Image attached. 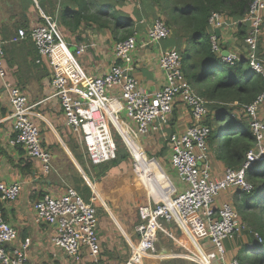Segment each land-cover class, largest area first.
<instances>
[{
    "label": "built area",
    "instance_id": "obj_1",
    "mask_svg": "<svg viewBox=\"0 0 264 264\" xmlns=\"http://www.w3.org/2000/svg\"><path fill=\"white\" fill-rule=\"evenodd\" d=\"M43 22L29 30L19 28L12 41L30 38L37 52L35 62L45 63L50 69L52 96L58 99L65 125L79 141L83 155L92 164L109 162L116 157L115 135L125 142L124 134L138 143L143 151L141 138L158 133L168 142V161L177 178L185 186L180 189L170 177L166 194L154 199L147 191V201L137 208L139 221L134 226L136 238L127 240L129 254L121 264H160L169 257H178L191 264H238L236 257L227 258L224 241L241 234L247 225L230 202L215 205V198L230 188L242 192L252 189L247 171L264 162V90L250 103L233 102L232 118L243 119L254 137L238 168H226L220 178L214 177L208 163L210 126L205 122L209 110L206 101L188 83L182 72L181 57L172 49L160 53L158 63L164 73V84L147 90L139 84L130 68L136 37L132 34L115 42L113 63L102 74L88 75L77 62L76 56L83 52L78 46L71 51L56 24L44 14ZM264 0H251L238 22L247 24L245 61L257 74L264 77V62L259 57L258 42L262 34ZM211 51L218 54L223 63L233 66L240 60L235 51L222 54L215 28L226 25L223 12L214 11L208 18ZM150 43H158L170 34L169 27L161 17H156L147 29ZM0 87L7 91L10 108L0 113V125L10 122L12 137L9 144L20 146L27 157L37 159L43 172L51 168V153L42 145L39 128L30 116L33 105L21 89L6 80L3 41L0 38ZM117 90L116 94L111 91ZM179 99L189 109L191 122L182 132L165 135L175 100ZM123 114V117H120ZM124 135V136H123ZM144 152V151H143ZM22 186L20 182L6 183L0 180V204L16 200ZM163 194V193H161ZM98 193L91 186L89 201L71 186L60 195L43 193L34 202L36 222L53 225L51 236L54 247L74 261L86 255L90 264H102L96 201ZM102 202V201H101ZM258 242L262 238L253 232ZM161 239H168L181 252L158 248ZM30 240L18 241V233L7 222L0 209V264H29ZM209 248H206L208 247ZM249 248L255 246L248 245Z\"/></svg>",
    "mask_w": 264,
    "mask_h": 264
},
{
    "label": "crops",
    "instance_id": "obj_2",
    "mask_svg": "<svg viewBox=\"0 0 264 264\" xmlns=\"http://www.w3.org/2000/svg\"><path fill=\"white\" fill-rule=\"evenodd\" d=\"M41 14L56 22L64 41L72 51L78 46L84 48L83 52L77 55V62L91 76L104 73L113 63L112 50L115 42L135 34L137 45L132 53L133 64L130 71L147 90H155L164 84V73L158 63L160 53L172 49L182 52L186 41L173 34L158 43L149 42L146 32L151 22L156 17L165 19L150 0H0V38L3 41L6 80L18 86L27 97L28 103L33 105L32 111L35 114L30 118L40 130L42 145L52 156L51 168L45 173L39 160L27 157L20 146L9 144L12 137L10 122L0 125V180L6 183L20 182L22 186L16 200L0 204L2 215L16 228L18 241L30 240L29 264H90L86 255L81 261H74L54 247L51 242V236L55 233L54 226L35 220L34 202L46 192L62 194L69 186L68 183L74 184L76 171L79 172L76 176L85 177L86 173L82 169L84 166L88 168L86 162H89L83 155L77 136L65 125L58 99L52 96L54 90L50 84L49 67L45 63L35 62L37 52L34 43L30 38L12 41L19 28L29 30L42 23ZM75 14L79 16L75 17ZM224 16L226 25L219 28V35L216 34L222 51H235L240 60H244L245 46L237 37L239 21L232 20L225 14ZM260 48H263V42ZM261 52L263 53V50ZM115 92L118 91L113 90L111 94L115 95ZM0 102L2 108L8 112L10 108L7 103V91L3 87H0ZM190 122L188 107L176 99L169 124L163 128V133L167 135L173 131L182 132ZM72 137H75V140L71 141ZM149 138H156L163 142V147H168L164 136L158 133L143 137L144 141ZM130 143L135 169L141 179L144 177V182L148 185L147 191L161 194L169 189L168 176L163 168L160 167L155 172L146 156L139 153V149L137 151L131 141ZM165 153L169 156L168 148ZM139 155L144 158L146 165L142 163ZM207 158L212 175L220 178L228 167L217 160L216 154L210 149ZM176 180V186L183 189L185 185L177 176ZM234 190L235 196L238 191ZM222 202L224 201L216 199L215 205L218 206ZM111 216L114 222L106 215L99 219L98 235L102 248L105 249L100 253L102 264H119L118 260L124 253L122 239L130 240L127 236L129 234L132 240L136 238L134 227L132 229L134 220L129 225L116 215ZM112 224H122L124 227H118V232ZM121 232L126 237L120 234ZM169 244L173 247L172 252H181L179 247L171 242ZM224 247L226 257L232 258L236 257L240 245L231 240L225 241Z\"/></svg>",
    "mask_w": 264,
    "mask_h": 264
},
{
    "label": "trees",
    "instance_id": "obj_3",
    "mask_svg": "<svg viewBox=\"0 0 264 264\" xmlns=\"http://www.w3.org/2000/svg\"><path fill=\"white\" fill-rule=\"evenodd\" d=\"M150 2L155 4L164 16L165 24L171 29L169 37L175 34L186 41L183 51H179L181 69L194 91L206 101L209 114L205 122L211 128L209 149L216 154V159L227 167L238 168L245 153L253 148L254 137L243 119L230 116L233 110L231 104L252 102L264 90V77L255 73L245 60H239L233 66L223 63L220 56L211 51L210 28L207 21L214 11L223 12L228 18L240 21L251 0H150ZM238 25L237 37L243 41L248 26L242 23ZM263 28L264 19L262 31ZM263 36L264 34H261L258 42V53L261 56L263 53L260 44L262 45L264 41ZM4 112L5 109L0 102V113ZM126 148L119 145L116 157L109 163L115 166L123 163L128 156ZM164 148L166 150L168 147ZM258 168H261L260 164L247 171V179L251 182L252 189L249 192H242L243 195H240L234 207L242 221L247 224L245 231L251 230L252 234L256 232L262 240L258 242L253 236L251 242L256 249L249 252L247 244L240 245L236 253L238 264H264V173L261 175ZM76 178L73 179L75 187L80 184ZM134 219V223L137 224L138 212Z\"/></svg>",
    "mask_w": 264,
    "mask_h": 264
},
{
    "label": "rangeland",
    "instance_id": "obj_4",
    "mask_svg": "<svg viewBox=\"0 0 264 264\" xmlns=\"http://www.w3.org/2000/svg\"><path fill=\"white\" fill-rule=\"evenodd\" d=\"M260 50L264 51V41H263V48H260ZM259 57L263 59L264 62V52H263V58L259 54ZM77 59V56H76ZM263 114H264V106H263ZM120 117H123V114H120ZM75 140V137H72L70 139ZM115 142H116V148L120 145V147H125V144L123 140L120 138L119 135H115ZM133 142V141H132ZM151 142V143H150ZM155 143V144H153ZM134 145L137 146L138 149L139 146L137 143H134ZM141 145L143 148V153L144 156H146L148 162L150 163L151 167L154 169L155 172L162 167L163 171L170 177L172 182L177 185V180L175 176V172L172 169V167L169 164L168 161V155L165 150V146L163 147V142L160 140H157L156 138H149L144 141L143 138H141ZM155 145V146H153ZM156 147V148H155ZM117 152V151H116ZM128 156L124 160L123 163L119 164L117 166L111 165L109 162H105L102 164H92L91 162H86L87 167L84 166V169H81L85 172L86 174L85 177H78L76 176L79 172L76 171L74 173V176L77 177V181H80V184H78L77 190L74 184L68 183L69 186L72 188H75L78 193L83 196L85 201H89V197L91 195V186L94 187L96 192L98 193V196H100L101 200L98 198L96 201V207H97V218H98V224H99V219L103 216H107L111 222H114L112 214L117 216L119 219L123 220L124 222L126 221L127 223L132 222L134 219V216L136 218L137 216V208L140 204L144 203L147 201V185L144 183V181L139 177L138 171L135 169V163L134 160L131 157L130 151H128ZM154 158V159H153ZM80 159V157H79ZM160 163V164H159ZM109 165V166H108ZM103 166H108L106 169ZM261 168H258L259 172L261 175L264 173V163L260 164ZM103 167V169H101ZM135 169V171H134ZM75 170L76 167H75ZM138 173V174H137ZM263 180V177H262ZM235 188H230L224 191H220V193L216 196L215 201L217 199L220 201L224 202H230L233 206H235V202L239 201V198H237V194H234ZM238 193V192H237ZM243 194H241L242 196ZM89 196V197H88ZM234 196V198H233ZM88 197V199H87ZM232 200V202H231ZM135 221H133L134 223ZM247 225V224H245ZM112 226L120 232L118 227H124L122 224H112ZM134 227V224H132V229ZM246 230V229H245ZM243 231L241 234L238 236H235L233 239H227V241H234L235 243L242 245V244H247V251H253L256 249L255 248H249V244L252 245V238L253 234L252 231ZM123 236L126 237L122 232L120 233ZM121 235V236H122ZM130 240H132V236L127 235ZM120 239V238H119ZM123 243V257L118 260V263L121 264L123 262V259H126L128 256V251H129V244L127 241L124 239ZM162 240V239H161ZM224 241V244H225ZM170 241L168 239H163L161 241L162 244L158 243L157 247L159 246L160 248L165 247L164 249H169L173 250V247L169 244ZM169 245H168V244ZM172 243V242H171ZM158 247V248H159ZM100 248L101 251L104 249L102 248L101 241H100ZM206 248H209L206 247ZM179 251H175V253H178ZM122 261V262H121ZM117 264V263H116ZM160 264H191L190 261H184L183 259H180L178 257H169L163 262H160Z\"/></svg>",
    "mask_w": 264,
    "mask_h": 264
},
{
    "label": "bare ground",
    "instance_id": "obj_5",
    "mask_svg": "<svg viewBox=\"0 0 264 264\" xmlns=\"http://www.w3.org/2000/svg\"><path fill=\"white\" fill-rule=\"evenodd\" d=\"M119 129H120L121 132L125 135V136H124V135H123V136H124V138H125V142L127 143L128 147H129V144H131L130 141L132 142L131 137H129L128 135L125 134L126 132H125V130H123L122 127H120ZM129 140H130V141H129ZM132 143H133V142H132ZM137 144H138V143H137ZM135 148H136V150L138 151V148H137L136 145H135ZM129 149H130V147H129ZM139 151H140V150H139ZM139 153H142V154L144 155L143 151H140ZM130 154H131L132 159L134 160V158H133L134 153H131V150H130ZM139 156H140V158H141L142 163L146 165L144 158H142L141 155H139ZM134 163H135V161H134ZM142 179H143V181H144V177H142ZM144 183H145V182H144ZM146 185H147V184H146ZM147 186H148V185H147ZM148 191H149V190H148ZM166 192H167V190H166V191H163V194H154V193H151V192H150V194H152V196H153L155 199H158V198L162 197L164 194H166Z\"/></svg>",
    "mask_w": 264,
    "mask_h": 264
},
{
    "label": "water",
    "instance_id": "obj_6",
    "mask_svg": "<svg viewBox=\"0 0 264 264\" xmlns=\"http://www.w3.org/2000/svg\"><path fill=\"white\" fill-rule=\"evenodd\" d=\"M214 32H215V34H217V35H219V29L218 28H215L214 29ZM71 51L73 50V49H70ZM222 54L223 55H227L228 54V51L227 50H223L222 51ZM154 159V158H153ZM83 173V172H82ZM84 176H85V174H84Z\"/></svg>",
    "mask_w": 264,
    "mask_h": 264
},
{
    "label": "clouds",
    "instance_id": "obj_7",
    "mask_svg": "<svg viewBox=\"0 0 264 264\" xmlns=\"http://www.w3.org/2000/svg\"><path fill=\"white\" fill-rule=\"evenodd\" d=\"M264 163V162H263ZM263 163H259V164H263ZM256 166V165H255Z\"/></svg>",
    "mask_w": 264,
    "mask_h": 264
}]
</instances>
